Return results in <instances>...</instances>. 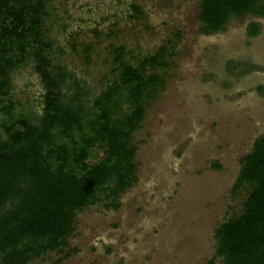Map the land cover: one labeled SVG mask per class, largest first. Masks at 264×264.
I'll return each instance as SVG.
<instances>
[{"label":"rangeland","instance_id":"374dc122","mask_svg":"<svg viewBox=\"0 0 264 264\" xmlns=\"http://www.w3.org/2000/svg\"><path fill=\"white\" fill-rule=\"evenodd\" d=\"M49 9L53 61L92 87L110 74L115 46L142 56L168 43L173 54L156 69L164 88L131 136L135 182L117 207L100 202L78 212L67 246L28 264H219L215 229L240 212L247 189L234 185L242 158L264 134V16L231 18L203 34L198 0H49ZM253 21L256 36L247 33ZM12 83L40 110L30 65ZM101 155L94 149L91 161Z\"/></svg>","mask_w":264,"mask_h":264},{"label":"trees","instance_id":"16d2710c","mask_svg":"<svg viewBox=\"0 0 264 264\" xmlns=\"http://www.w3.org/2000/svg\"><path fill=\"white\" fill-rule=\"evenodd\" d=\"M198 1L203 34L224 30L231 18L264 16V0ZM50 17L49 0H0V264L62 251L78 212L100 202L118 206L136 180L131 136L164 88L156 69L168 67L173 54L168 43L142 56L115 46L110 74L92 87L53 61ZM259 31V23L248 24V35ZM28 65L39 77L40 110L13 93V73ZM94 149L102 155L91 161ZM234 187L247 195L240 212L215 229L214 259L264 264V134L242 158Z\"/></svg>","mask_w":264,"mask_h":264},{"label":"flooded vegetation","instance_id":"af4514ba","mask_svg":"<svg viewBox=\"0 0 264 264\" xmlns=\"http://www.w3.org/2000/svg\"><path fill=\"white\" fill-rule=\"evenodd\" d=\"M259 34V33H258ZM256 36V35H255Z\"/></svg>","mask_w":264,"mask_h":264}]
</instances>
